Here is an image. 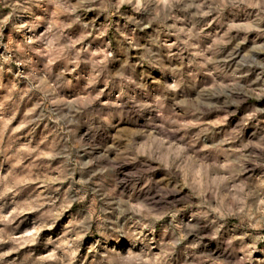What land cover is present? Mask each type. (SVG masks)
<instances>
[{"label": "clouds", "instance_id": "clouds-1", "mask_svg": "<svg viewBox=\"0 0 264 264\" xmlns=\"http://www.w3.org/2000/svg\"><path fill=\"white\" fill-rule=\"evenodd\" d=\"M0 264H264V0H0Z\"/></svg>", "mask_w": 264, "mask_h": 264}]
</instances>
